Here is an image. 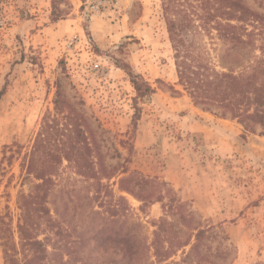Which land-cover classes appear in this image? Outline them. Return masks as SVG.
<instances>
[{"label":"rangeland","instance_id":"rangeland-1","mask_svg":"<svg viewBox=\"0 0 264 264\" xmlns=\"http://www.w3.org/2000/svg\"><path fill=\"white\" fill-rule=\"evenodd\" d=\"M246 2L264 18V0ZM246 42L213 31L201 37L203 57L220 72L264 67V35ZM130 74L155 94L136 103ZM68 113L95 135L93 164L82 168L98 172L105 189L90 202L95 181L77 176L64 159L55 165L49 202L63 216L56 218L69 242L82 240L78 251L89 264L115 259L106 240L119 227L109 223L108 210L121 198V223L140 224L135 232L151 242L163 203L141 210L144 203L121 188L135 174L163 184L152 190L164 195V205L174 196L212 229V264H264V136L195 105L179 85L162 0H119L97 13L86 0H0V217L15 233L3 234L0 224V264H13L5 243H19V198L35 182L25 174L28 156L40 137H67Z\"/></svg>","mask_w":264,"mask_h":264},{"label":"trees","instance_id":"trees-1","mask_svg":"<svg viewBox=\"0 0 264 264\" xmlns=\"http://www.w3.org/2000/svg\"><path fill=\"white\" fill-rule=\"evenodd\" d=\"M162 5L175 51L179 85L195 105L218 111L221 117L238 119L246 132L259 130L264 136V67L259 64L241 74L220 72L208 65L201 47V37L213 31H217L224 40L246 45V39L253 35H264L263 16L253 11L246 0H162ZM130 76L136 91V103L155 94L141 75ZM56 104L57 109L64 110L61 101ZM66 119L69 122L67 137H40L28 156L25 174L35 182L29 192L19 198L21 216L16 227L19 243H5V255L13 264H89L82 252L78 251L77 245L82 240L69 242L70 235L61 224L63 216L56 208H51L49 202L59 174L55 165L64 159L73 164L77 176L95 181V195L90 197V202H99L105 189L102 183L104 178L98 172L82 168L83 164H93L95 135L84 132L72 113H68ZM54 148L60 153L53 151ZM65 150L68 155L62 156ZM132 179L136 180V185L125 187L124 183ZM162 186L144 177H136V174L121 180L123 191L144 203L142 211L146 203H163L164 216L153 223L155 229L149 243L135 232L134 228L141 227L140 224H132L127 229L121 223V202L125 199L117 200L108 212L114 218L109 223L118 225L119 230L113 239L106 240L114 243L117 252L113 261L102 264L211 263L207 252L211 250L209 241L214 238L212 229L203 227L201 221L174 196L168 205H164V195L159 191V195H156L152 190ZM111 194L107 193L108 196ZM0 224L3 234L6 231L10 232L12 238L15 237L14 231L7 230L9 225L2 217ZM18 256L22 259H18Z\"/></svg>","mask_w":264,"mask_h":264},{"label":"built area","instance_id":"built-area-1","mask_svg":"<svg viewBox=\"0 0 264 264\" xmlns=\"http://www.w3.org/2000/svg\"><path fill=\"white\" fill-rule=\"evenodd\" d=\"M119 0H86V4L91 7V12H102L107 9L116 8Z\"/></svg>","mask_w":264,"mask_h":264}]
</instances>
